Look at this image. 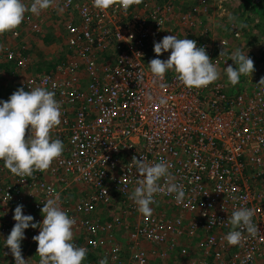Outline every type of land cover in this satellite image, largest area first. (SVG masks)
<instances>
[{"label":"built area","instance_id":"1","mask_svg":"<svg viewBox=\"0 0 264 264\" xmlns=\"http://www.w3.org/2000/svg\"><path fill=\"white\" fill-rule=\"evenodd\" d=\"M189 1L143 0L125 12L101 11L93 0H55L40 15L29 12L24 25L37 34L47 32L48 13L64 23L65 54L52 69L35 63L19 28L7 33L0 54L13 64L20 87L54 91L62 122L51 134L65 146L48 171L32 178L13 175L0 160V247L8 262L15 264L5 246L15 208L23 204L25 215L42 222L44 202L58 193L62 209L76 221V245L99 250L114 264H153L173 252L188 255L187 264H264V60L240 88H230L222 73L242 45L226 35L215 38L203 16H228L229 0H196L194 9ZM230 26L233 39L240 37L238 25ZM166 35L205 47L220 79L201 89L187 88L172 71L155 79L150 61L168 59L171 50L157 56L154 43ZM133 156L149 165L170 164L174 183L186 192L184 202L157 194L146 220L128 198L142 178ZM242 207L255 211L260 231L242 247L230 246L228 218ZM102 208L109 211L106 218L98 214ZM119 231L127 232L126 243ZM39 232L25 230L28 264H39L32 239Z\"/></svg>","mask_w":264,"mask_h":264},{"label":"clouds","instance_id":"2","mask_svg":"<svg viewBox=\"0 0 264 264\" xmlns=\"http://www.w3.org/2000/svg\"><path fill=\"white\" fill-rule=\"evenodd\" d=\"M142 2L143 0H93V6L101 11L119 7L127 12L131 6ZM54 5L55 0H32L30 5L24 0H0V36L15 32L23 23L26 13L40 15ZM234 19L235 17L229 16L230 21ZM159 24L162 26L163 21H159ZM238 26L246 27L242 22ZM168 50H171L168 59L154 58L149 63L155 79L162 81L166 73L172 71L189 89H201L220 79L218 67L212 63L206 48L197 46V41L166 35L161 41L154 43L157 56ZM224 54L223 47L219 56ZM229 59L238 66L226 67L227 79L233 86L240 82L242 75L251 78L256 71L254 60L240 48L232 52ZM142 80L143 74L137 77L138 83ZM259 83L264 84V77ZM165 102L162 98L161 103ZM61 116V104L55 99L54 91L44 87H34L29 91L20 87L8 100L0 101V160H3L4 167L22 178H32L36 172L48 171L53 162L62 156L65 148L63 141L54 139L51 134L61 124ZM132 163L142 178L137 181L138 186L128 198L136 204L137 211L146 220L153 215L151 205L156 203L157 194H175L177 203L184 202L186 192L183 187L174 183L170 164L161 160L149 165L143 158L138 159L136 156H133ZM106 194L108 195V191ZM23 208V204L15 208L13 219L16 223L5 240V246L10 249L15 264H28L22 255L21 242L26 238L25 230L29 227L40 228L39 234L32 238L38 242L39 264H83L87 249L74 242L73 229L76 221L62 209L58 193L44 202L41 209L44 217L42 222H33L34 217L25 215ZM254 215L255 211L247 207L232 212L228 218L231 231L225 237L230 246L242 247L248 237L257 236L260 230L253 223ZM245 232L248 236L244 235ZM250 258L249 256L248 259ZM100 264H108L107 257Z\"/></svg>","mask_w":264,"mask_h":264},{"label":"rangeland","instance_id":"3","mask_svg":"<svg viewBox=\"0 0 264 264\" xmlns=\"http://www.w3.org/2000/svg\"><path fill=\"white\" fill-rule=\"evenodd\" d=\"M233 2L230 4V2ZM262 0H257L251 2L243 1V0H229L226 5L228 7V11L230 10V14H226L228 16L221 17L218 14L209 13L203 14V16H206L208 18V21L210 23L213 36L215 38L221 37V36H228V37H234L231 31V23L234 22L237 25L239 23H244L246 27L240 28L238 26V29L242 33L240 37H237L234 39L238 44L242 45L241 50L244 53H248L249 57L254 60L255 68L260 64V62H257V55L259 52L260 47L264 44V23L260 16L257 15L255 12V6H253L254 3H261ZM26 4H31V0H24ZM197 1L196 0H190L189 4H187V7L190 5L191 8H195ZM264 5V4H263ZM200 8V7H199ZM197 12H201L200 9L197 8ZM27 14V13H26ZM229 15L235 17L234 20H229ZM47 21V32L44 34H37L31 31H28L26 28L27 26L23 23L19 26V29L22 31L23 35H25L26 40L29 42V46L31 47L29 50V53L35 60V63L39 65L40 68L44 69H52L58 61L64 57L65 54V42H64V23L63 21L57 17L56 15L52 13H48L46 16ZM3 44V39H1L0 36V47ZM237 49V48H236ZM235 49V50H236ZM0 60H4L2 55L0 54ZM234 68L238 67L235 63L232 64ZM13 70H7V72H0V101L8 100L10 96L17 91L20 86L17 84L14 78ZM222 77L228 84L230 88H240V86L244 83V76L242 75L240 77V82L233 86L227 79L226 75V67L225 71L222 73ZM98 214L104 218H106L109 214V211L106 208H102L98 211ZM97 216V215H96ZM13 228V227H12ZM12 230V229H11ZM79 232L74 230V237L79 236ZM127 232H121L120 236L121 240L126 243L127 241ZM25 239L27 240V236L25 235ZM123 243V242H122ZM124 244V243H123ZM26 246V242H21V247L24 249ZM37 252V250H36ZM94 258L98 259L99 264L102 259L107 257L108 264H113L109 257L102 254L99 250H96ZM187 258L188 255H180L177 252H173L170 256L166 257V259L162 260H154V263L156 264H187ZM90 260L83 261V264H89ZM153 263V264H154ZM0 264H12L11 262H8V258H4L2 255L1 247H0Z\"/></svg>","mask_w":264,"mask_h":264},{"label":"trees","instance_id":"4","mask_svg":"<svg viewBox=\"0 0 264 264\" xmlns=\"http://www.w3.org/2000/svg\"><path fill=\"white\" fill-rule=\"evenodd\" d=\"M258 10V14L260 15V18L262 19L263 23H264V5H261L257 8ZM7 33H5L4 35L1 36V39H4L6 37ZM232 42H235V46L236 45H240L238 44L236 41H234L233 37L231 38ZM264 41V40H263ZM257 57V62L263 61L264 60V44L262 47H260L258 55ZM7 70H13V64L10 62H6L5 60H0V72H7ZM95 251H89L87 252V257L86 260H90V259H96L94 257L95 256Z\"/></svg>","mask_w":264,"mask_h":264},{"label":"crops","instance_id":"5","mask_svg":"<svg viewBox=\"0 0 264 264\" xmlns=\"http://www.w3.org/2000/svg\"><path fill=\"white\" fill-rule=\"evenodd\" d=\"M243 1H247V2H253V1H257V0H243ZM261 3H259V4H257V3H254L253 4V6H255V12L257 13V15L258 16H260L259 14H258V10H257V8L259 7V6H261V5H263L264 4V0H262V1H260ZM233 2L231 1L230 2V4H232ZM121 232H125V231H119V233H121ZM163 259H166V258H163ZM157 260H159V259H157ZM160 260H162V259H160ZM113 263V262H112ZM114 264V263H113ZM154 264H156V263H154Z\"/></svg>","mask_w":264,"mask_h":264}]
</instances>
